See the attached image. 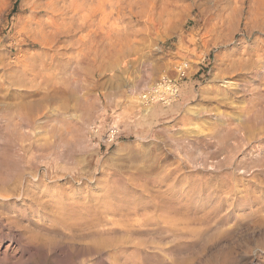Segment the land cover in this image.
<instances>
[{"label":"rangeland","instance_id":"rangeland-1","mask_svg":"<svg viewBox=\"0 0 264 264\" xmlns=\"http://www.w3.org/2000/svg\"><path fill=\"white\" fill-rule=\"evenodd\" d=\"M98 1L0 0V264H264V0Z\"/></svg>","mask_w":264,"mask_h":264},{"label":"built area","instance_id":"built-area-1","mask_svg":"<svg viewBox=\"0 0 264 264\" xmlns=\"http://www.w3.org/2000/svg\"><path fill=\"white\" fill-rule=\"evenodd\" d=\"M176 93V85H173L167 79H163L151 92H148L143 96V100L145 102H149L153 99V95H156L157 97L155 99L161 98L162 100L166 101L174 97ZM120 134L121 131L117 125L110 126L102 137L103 145L115 144L120 137Z\"/></svg>","mask_w":264,"mask_h":264},{"label":"bare ground","instance_id":"bare-ground-1","mask_svg":"<svg viewBox=\"0 0 264 264\" xmlns=\"http://www.w3.org/2000/svg\"><path fill=\"white\" fill-rule=\"evenodd\" d=\"M93 1H95V0H93ZM100 2V0L98 1V3ZM92 4H93V2H91ZM98 8L94 11V17L95 16H97L98 15ZM85 14H88V13H85ZM84 16V15H83ZM89 16V15H88ZM92 16V15H91ZM85 18H86V16H85ZM89 17H87L86 19H88ZM63 39V38H62ZM40 77H41V75H40ZM37 78V77H36ZM145 98V97H144ZM47 100H45V99H43V100H39L37 103H35V104H33V105H31V107H32V109L31 110H33V113H34V116H37L38 114H39V112H40V110H41V108H43L44 106H43V104L42 103H44L45 105L47 104V102H46ZM19 111H20V113H22V112H24V108L23 107H20L19 108ZM23 126V125H22ZM228 140V139H227ZM220 142H221V140H219ZM226 142V141H225ZM221 144H223V140H222V143ZM224 145H226V144H224ZM222 146V145H221ZM224 147V146H223ZM233 147H234V145H233ZM197 154V153H196ZM199 154H200V152H199ZM202 154H204V153H202ZM206 154V153H205ZM198 155V154H197ZM215 156V155H214ZM192 157V156H191ZM197 157V156H196ZM6 159H7V157H5ZM3 158H1V160H2ZM9 159V158H8ZM188 159H190V158H188ZM193 159V158H192ZM210 159V158H209ZM10 160V159H9ZM9 160H7V161H9ZM15 161V159L12 161V162H14ZM200 161V160H199ZM1 162V161H0ZM197 162H198V160H197ZM196 161H195V158H194V161H192L191 160V163H192V165H194V167L196 168V169H198V168H200V169H204V170H213V171H215L216 169H217V164L220 166V164L219 163H215V162H209V160H205V161H200V162H198L197 163ZM4 162H1V165L3 166V165H5V164H3ZM15 163H17V164H19V162L18 161H15ZM188 163V162H187ZM16 164V165H17ZM180 164H182V163H180ZM224 164V163H223ZM15 165V166H16ZM191 165V166H192ZM1 166V167H2ZM5 167V166H4ZM23 166H20V168H22ZM179 167H180V165H179ZM237 167V166H236ZM181 168V167H180ZM219 168H221V167H219ZM178 169V168H177ZM195 170V169H194ZM220 170V169H219ZM246 168L245 169H242L241 171V173H246L247 174V172H246ZM20 171H21V169H20ZM240 171V170H239ZM248 171V170H247ZM144 172V171H143ZM167 172V171H166ZM168 173V172H167ZM177 173V172H176ZM169 174V173H168ZM167 174V175H168ZM172 174H174V172L172 173ZM182 174V173H181ZM21 175V174H20ZM141 175V174H140ZM143 175V174H142ZM180 175V174H179ZM8 176V175H7ZM8 178H10L9 176H8ZM12 178H13V176L9 179V180H6V181H4V189H0V194H8V192H15V189L16 188H12V189H10V187L8 186V185H11V182H12ZM180 178V177H179ZM6 179V178H5ZM13 180H14V178H13ZM164 180V179H163ZM14 182H17V180H15ZM192 182V181H191ZM6 186V187H5ZM9 187V189H7ZM192 190V189H191ZM192 192H193V190H192ZM222 193V192H221ZM7 196V195H6ZM5 196V197H6ZM209 197V196H208Z\"/></svg>","mask_w":264,"mask_h":264},{"label":"crops","instance_id":"crops-1","mask_svg":"<svg viewBox=\"0 0 264 264\" xmlns=\"http://www.w3.org/2000/svg\"><path fill=\"white\" fill-rule=\"evenodd\" d=\"M120 136H121V134H120Z\"/></svg>","mask_w":264,"mask_h":264}]
</instances>
